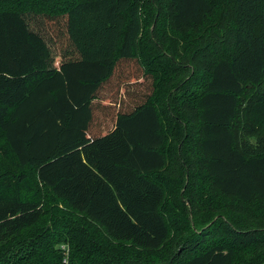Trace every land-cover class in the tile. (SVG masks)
<instances>
[{"label":"trees","instance_id":"trees-1","mask_svg":"<svg viewBox=\"0 0 264 264\" xmlns=\"http://www.w3.org/2000/svg\"><path fill=\"white\" fill-rule=\"evenodd\" d=\"M0 264H264V0H0Z\"/></svg>","mask_w":264,"mask_h":264},{"label":"rangeland","instance_id":"rangeland-1","mask_svg":"<svg viewBox=\"0 0 264 264\" xmlns=\"http://www.w3.org/2000/svg\"><path fill=\"white\" fill-rule=\"evenodd\" d=\"M137 83L143 84L141 81V78L139 75H137ZM139 86H133V87H127L126 90H129V93H125L126 99L131 100V98L134 97L135 93L138 91L137 89ZM142 88H144V85H142ZM141 90V89H140ZM128 94V96H127ZM127 100V101H128ZM172 193L168 197L170 201H168V205L165 207V212L168 215V221L169 225L174 229L177 230L178 228L185 227L186 221H187V213H188V203L178 201L177 199V191L174 189H171ZM184 201V200H183ZM213 202L216 204V202H220V199L214 198ZM204 205H207L206 211H203L201 214V219L203 221H208V219H212L214 215L216 216V212H214L213 206L210 205V196H207L203 199ZM63 246V245H62Z\"/></svg>","mask_w":264,"mask_h":264}]
</instances>
